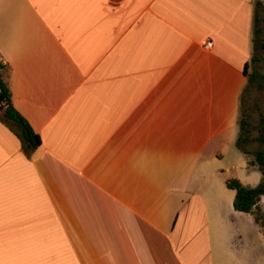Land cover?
I'll list each match as a JSON object with an SVG mask.
<instances>
[{
    "label": "crops",
    "instance_id": "crops-1",
    "mask_svg": "<svg viewBox=\"0 0 264 264\" xmlns=\"http://www.w3.org/2000/svg\"><path fill=\"white\" fill-rule=\"evenodd\" d=\"M258 1L0 0V72L40 140L0 120V264H218L220 242L264 264L226 187L262 179L236 146Z\"/></svg>",
    "mask_w": 264,
    "mask_h": 264
},
{
    "label": "trees",
    "instance_id": "trees-1",
    "mask_svg": "<svg viewBox=\"0 0 264 264\" xmlns=\"http://www.w3.org/2000/svg\"><path fill=\"white\" fill-rule=\"evenodd\" d=\"M255 20V19H254ZM257 30L254 31L256 33ZM256 42V41H255ZM259 48L264 51V41L259 43ZM252 61L255 58L252 57ZM247 64L245 65V69ZM255 76L251 75L248 79V83H252ZM260 83L257 84L258 87H264V76H259ZM0 120L7 124L11 130L19 138L24 152L29 155V153L40 145V140L38 135L34 133L29 124L25 119L20 116V114L14 109L10 101L9 90L2 79L0 72ZM239 136L236 143L237 148L247 156L248 152L245 151L242 146L244 144L250 143L252 140L248 137L249 130L247 129V123L240 120ZM256 130L258 136L255 141L258 143H264V112L259 114L258 123L256 125ZM254 140V139H253ZM251 165L257 167L258 171L262 175L261 181L254 187H247L242 185L237 179H230L226 181V187L233 190L235 195L233 199V209L240 213H253V211L258 207L260 198L264 196V150H257L253 153V159L250 161ZM254 220L264 229V220L259 216H255Z\"/></svg>",
    "mask_w": 264,
    "mask_h": 264
},
{
    "label": "rangeland",
    "instance_id": "rangeland-1",
    "mask_svg": "<svg viewBox=\"0 0 264 264\" xmlns=\"http://www.w3.org/2000/svg\"><path fill=\"white\" fill-rule=\"evenodd\" d=\"M254 19L253 57L255 58V61H251V63L248 65L247 73L248 76L254 75L255 77L253 78L252 83H249L246 86L241 97L240 107V120H243L247 123V129L249 130L248 137L252 140L250 143L244 144L242 146V148L248 152L247 156L250 158V160L253 159V153L255 151L264 149V143L261 144L255 141V138L258 136L256 125L258 123L259 114L264 112V87L260 88L257 86V84L260 83L259 76H264V51L259 48V43L264 41V0L258 1V3L255 4ZM255 30H257L256 33H254ZM227 159L228 157L225 156V160ZM232 174L240 175V173L235 169L230 171V173H225V176L231 177L230 175ZM252 215L254 217L259 216L262 220H264V196L260 198L258 207L253 211ZM238 216H240V218L236 217L235 220L236 229L240 232L245 231L249 233L250 230H247V227L251 225L247 219L248 217L243 214L242 217L241 214ZM240 235H242V233H240ZM235 241V245H237V239H235ZM221 245L222 244L220 242L218 245V253L220 257L218 264H221V258L224 259V264H228V258L225 257L226 253L222 254V248L219 251ZM242 257V255H237L235 259L242 262Z\"/></svg>",
    "mask_w": 264,
    "mask_h": 264
},
{
    "label": "built area",
    "instance_id": "built-area-1",
    "mask_svg": "<svg viewBox=\"0 0 264 264\" xmlns=\"http://www.w3.org/2000/svg\"><path fill=\"white\" fill-rule=\"evenodd\" d=\"M211 47H212L211 41H205V42H203V49L204 50H210Z\"/></svg>",
    "mask_w": 264,
    "mask_h": 264
}]
</instances>
